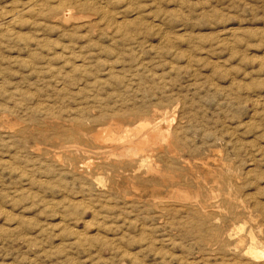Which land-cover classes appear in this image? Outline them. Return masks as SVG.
I'll return each instance as SVG.
<instances>
[{
  "label": "rangeland",
  "instance_id": "rangeland-1",
  "mask_svg": "<svg viewBox=\"0 0 264 264\" xmlns=\"http://www.w3.org/2000/svg\"><path fill=\"white\" fill-rule=\"evenodd\" d=\"M263 194L264 0H0V264H264Z\"/></svg>",
  "mask_w": 264,
  "mask_h": 264
},
{
  "label": "bare ground",
  "instance_id": "bare-ground-1",
  "mask_svg": "<svg viewBox=\"0 0 264 264\" xmlns=\"http://www.w3.org/2000/svg\"><path fill=\"white\" fill-rule=\"evenodd\" d=\"M56 1V0H55ZM58 3L63 1V0H57ZM49 4V3H48ZM56 5V4H55ZM59 5V4H57ZM64 6V5H63ZM35 9V8H34ZM44 9V8H43ZM53 11V10H52ZM51 12V11H50ZM54 12V11H53ZM52 12V13H53ZM58 12V11H57ZM70 16V13H67L65 14V17H68ZM54 17V16H53ZM15 18V17H14ZM12 21V19H11ZM125 23V22H124ZM123 23V24H124ZM11 25V24H10ZM110 26V25H109ZM10 27V26H9ZM110 33V32H109ZM103 36V35H102ZM163 36V35H162ZM165 36V35H164ZM109 40V39H108ZM132 40V39H131ZM130 40V41H131ZM121 42V41H120ZM36 43V42H35ZM164 43V42H163ZM59 48V47H58ZM89 51V50H88ZM158 51V50H157ZM95 55V54H94ZM38 57V56H37ZM63 57V56H62ZM98 57V56H97ZM131 57V56H130ZM157 58V57H156ZM137 60V59H136ZM144 60V59H143ZM35 61V60H34ZM60 61V59H59ZM118 63V62H117ZM121 63V62H120ZM122 64V63H121ZM126 64V63H125ZM172 64V63H171ZM64 65V64H63ZM83 65V64H82ZM43 69V68H41ZM175 69V68H174ZM62 70V69H61ZM86 70V69H85ZM104 70V69H103ZM124 70V69H123ZM128 71V70H127ZM175 71V70H174ZM69 72V71H68ZM41 75V73H40ZM142 76V75H141ZM59 77V76H58ZM79 77V76H78ZM82 77V76H81ZM100 77V76H99ZM93 78V77H92ZM54 80V79H53ZM39 82V81H38ZM47 83V82H46ZM48 84V83H47ZM89 86H90V83H89ZM101 87V86H100ZM49 88V87H48ZM132 88V87H131ZM84 89V88H83ZM54 90V89H53ZM68 90V89H67ZM57 91V90H56ZM60 91V90H59ZM129 92V91H128ZM147 96V95H146ZM136 98V97H135ZM36 100V99H35ZM53 100V99H52ZM29 101H30V98H29ZM150 101V100H149ZM182 101V100H181ZM65 103V102H64ZM171 103V102H170ZM143 105V104H142ZM37 106V105H36ZM94 106V105H93ZM51 109V107H50ZM62 109V108H61ZM132 110V108H131ZM141 110V109H140ZM146 111V110H145ZM54 114V113H53ZM33 115V114H32ZM154 115V114H153ZM104 116V115H103ZM156 115L153 116V118H156L155 117ZM171 118V117H170ZM29 119V118H28ZM35 119V118H34ZM51 119V118H50ZM83 119V118H82ZM157 118L156 119V122H152V123H149L147 120H140L139 123L137 125H135L133 128H129V127H122L118 124H107L106 128L104 129H100L96 132V134L93 135V141L98 144V145H106V144H109L110 146H114V147H121L124 151L128 152L131 156H135V155H138L139 153H151L152 151H154V146L160 144L161 141H166L167 143H165L164 145L163 144H160V146L158 147V150H163L164 149V146H167L166 148L168 149V152H170L171 154L174 153V151L176 150H173V147L172 145L174 144V142H177L178 138L176 136H173V139L172 141H169V136H171L170 134V131H168V127L167 128H163V123L164 121L166 120V118H163L161 117V119ZM56 120V119H55ZM18 121V120H17ZM113 121V120H112ZM111 122V121H110ZM59 123V122H58ZM167 123V122H166ZM23 124V123H22ZM74 124V123H73ZM24 125V124H23ZM168 125V124H167ZM11 128V127H9ZM20 128V127H19ZM113 128L117 129V131H115ZM41 131V130H40ZM184 132V131H183ZM190 132V131H189ZM16 133V132H15ZM173 134V133H172ZM175 134V133H174ZM210 135V134H209ZM39 137V136H38ZM54 140V139H53ZM37 143V142H35ZM198 145V144H197ZM32 148V147H31ZM41 148V147H40ZM46 148V147H45ZM52 149V148H51ZM166 149V150H167ZM24 150V149H23ZM28 150V149H27ZM65 150V149H64ZM184 151H182L183 153ZM62 154V153H61ZM177 155V153H176ZM59 156V155H58ZM182 156V155H181ZM247 156V155H246ZM173 157V156H172ZM39 158V157H38ZM149 158H151L148 154H146L144 157H142V160L145 159L148 160ZM52 162H55L57 161L56 160V157L55 155H52L50 158H49ZM222 159V158H221ZM248 159V158H247ZM37 160V159H36ZM42 160V159H41ZM44 160V159H43ZM141 160V161H142ZM10 161V160H9ZM49 161V160H48ZM183 161V160H182ZM151 162V161H150ZM193 162V161H192ZM230 162V161H229ZM57 163V162H56ZM221 164V163H220ZM224 164V163H223ZM80 166V165H79ZM160 166V165H159ZM221 166V165H220ZM74 167V166H73ZM208 167V166H207ZM223 167V165H222ZM225 167V166H224ZM18 168V167H17ZM149 168V167H148ZM217 168V167H216ZM240 168V167H239ZM22 169V168H21ZM221 169V168H220ZM33 170V169H32ZM59 170V169H58ZM156 171V170H155ZM107 172V171H106ZM198 172V171H197ZM214 172V171H213ZM81 175L88 179L90 181V179H94L92 177L93 174H92V171H90V169H87V171H80ZM242 173V172H241ZM216 174V173H215ZM194 175V174H193ZM73 176V175H72ZM167 176V174H166ZM228 176V175H226ZM54 177V176H53ZM117 177V176H116ZM52 178V177H51ZM207 178V177H206ZM220 178V177H219ZM225 178V177H224ZM223 178V179H224ZM232 178V176L230 177ZM68 179V178H67ZM235 179V177H234ZM195 180V179H194ZM227 180V179H226ZM223 181V180H222ZM237 181V180H236ZM92 183V181H90ZM228 182V181H226ZM230 182V181H229ZM235 182V181H234ZM231 183V182H230ZM230 183H228L227 185H230ZM117 184V183H116ZM205 184V183H204ZM237 184V183H236ZM252 184V183H251ZM260 184V183H259ZM226 185V184H225ZM232 186V185H231ZM230 186V187H231ZM235 186V184H234ZM111 187V186H110ZM222 187V186H221ZM229 187V188H230ZM251 187V185H250ZM233 188V187H232ZM231 188V189H232ZM236 188V187H234ZM79 189V188H78ZM82 189V188H81ZM237 189V188H236ZM260 189V188H259ZM258 189V190H259ZM55 190V189H54ZM214 190V189H213ZM257 191V190H256ZM254 195V194H253ZM256 195H258L256 193ZM264 195V194H263ZM82 196V195H81ZM258 197V196H257ZM138 198V197H137ZM251 198V197H250ZM259 198V197H258ZM257 199V198H256ZM127 200V199H126ZM252 200V199H251ZM84 201V200H83ZM212 201V200H211ZM242 201V200H241ZM60 202V201H59ZM259 202V201H258ZM250 203V201H249ZM248 203V204H249ZM256 203V202H255ZM263 204V202H262ZM261 204V205H262ZM86 205V204H85ZM244 205V204H243ZM133 207V206H132ZM202 207V206H201ZM249 207V205H248ZM131 208V207H130ZM205 208V207H204ZM134 209V208H133ZM206 209V208H205ZM248 209V208H247ZM252 209V208H251ZM259 209V208H258ZM257 209V210H258ZM254 210H256L254 208ZM253 210V211H254ZM260 210V209H259ZM257 213L259 211H256ZM231 213V212H230ZM264 213V212H263ZM174 214V213H173ZM229 214V213H228ZM236 214V213H234ZM240 214V213H239ZM244 214V213H243ZM255 214V212H254ZM252 214V215H254ZM261 214V213H260ZM263 215V214H262ZM234 216V215H232ZM258 216V214H257ZM187 217V216H186ZM252 217V216H251ZM213 218V217H212ZM253 219V217H252ZM258 219V218H257ZM237 220V219H236ZM260 220V219H259ZM240 221V220H239ZM261 222V221H260ZM264 222V221H263ZM251 223V222H250ZM262 223V222H261ZM254 224V223H253ZM257 224V222H256ZM260 224V223H259ZM246 225V223H245ZM261 225V224H260ZM250 227V226H249ZM253 227V226H252ZM261 227V226H260ZM231 228V227H230ZM259 228V227H258ZM249 229V228H248ZM247 229V230H248ZM235 232H236V235H238L237 237V244L236 246L231 250L232 254H236L238 256H240V259L244 258V259H247L251 262H254V263H260L261 261L264 260V245H260L256 240L257 238L255 239L251 233H249L248 235V238H249V242L246 246H244L242 243H243V240H242V234L245 233V230H244V227L243 225L242 226H237V228L234 229ZM258 230V229H257ZM231 231V230H230ZM263 232V231H262ZM234 233V232H233ZM248 233V232H247ZM259 235V234H258ZM263 235V234H262ZM193 236V235H192ZM260 239V238H259ZM264 239V238H263ZM246 240V238H245ZM234 242V241H232ZM264 242V241H262ZM228 245V244H227ZM225 249V248H224ZM231 249V248H230ZM225 251V250H224ZM227 251V250H226ZM225 251V252H226ZM229 252V251H228ZM200 253V252H199ZM226 256V254H225ZM232 257V256H231ZM227 258V257H226ZM234 258V257H233ZM239 258V257H238ZM232 259V258H231ZM237 259V258H236ZM207 261V260H206ZM238 262V261H237ZM241 262V261H239ZM238 262V264H239ZM243 262V261H242ZM246 263V262H245Z\"/></svg>",
  "mask_w": 264,
  "mask_h": 264
}]
</instances>
